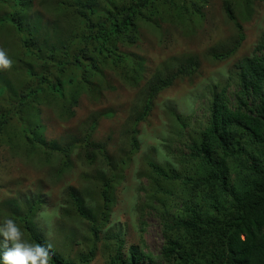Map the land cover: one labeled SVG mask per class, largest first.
<instances>
[{"label":"trees","instance_id":"1","mask_svg":"<svg viewBox=\"0 0 264 264\" xmlns=\"http://www.w3.org/2000/svg\"><path fill=\"white\" fill-rule=\"evenodd\" d=\"M46 1L58 11L50 20L35 13L38 0H0V30L15 32L22 52L14 64L25 73L24 87L12 101L0 100V134L16 117L10 146L40 151L47 159L59 153L60 178L72 170L73 156L80 152L87 163L103 166L100 190L64 189L61 213L79 227L71 230L64 250L53 242L50 264H91L98 255L106 264H264V36L252 55L233 64L224 84L212 85L202 116L166 110L172 122L170 151L179 167L147 160V185L142 188L144 206L158 212L164 238L155 256L139 246L127 249L120 234L109 229L110 213L116 189L140 150L137 127L150 117L163 92L199 73L198 57L163 62L146 80L125 132L128 151L116 159L106 144L92 139L97 121L84 137H70L63 146L46 141L45 126L35 112L37 106H47L59 120L68 121L83 95L96 100L113 88L111 77L140 87L147 79L146 60L133 49L141 42V29L158 31L169 23L192 33L204 23L208 0ZM256 1L264 2L222 0L236 37L228 47L210 49L209 59L222 62L238 54L245 40L243 22ZM9 88L1 83L0 96ZM27 203H16L10 218L27 240L43 243L48 238L36 219L44 202L37 196ZM73 246L81 249L73 254Z\"/></svg>","mask_w":264,"mask_h":264},{"label":"rangeland","instance_id":"2","mask_svg":"<svg viewBox=\"0 0 264 264\" xmlns=\"http://www.w3.org/2000/svg\"><path fill=\"white\" fill-rule=\"evenodd\" d=\"M38 2L41 3H37L35 13L40 14L44 20H50L58 13L56 6H51L46 0ZM238 12L241 13V18L246 17L242 7L238 8ZM249 12V19L243 22L245 40L238 54L230 60L219 62L206 56L210 49L230 46L236 37L233 24L223 12L222 0H208L204 23L194 28L192 33H185L169 23H162L158 31L149 27L141 29V42L133 49L146 60L147 79L140 87H129L111 77L113 88L104 90L102 96L96 100L83 95L75 108L74 118L68 121L59 120L47 106H37L35 113L45 126L47 142L56 141L64 146L70 137L81 139L92 123L97 121L92 139L96 143L106 144L111 156L116 159L115 157L128 151L125 132L134 121L133 109L136 108L139 92L146 80L154 75L163 62L185 55L198 57L199 73L163 92L157 98L150 117L137 127L140 150L125 172V179L116 189V202L111 209L109 224V229L119 233L125 240L127 249L139 246L155 256L160 253L164 238L159 214L144 206L146 194L142 188L147 185L144 175L148 170L147 160L179 167L170 151L172 122L166 110L172 107L179 114L202 116L201 106L211 96L212 85L224 84L233 64L244 56L252 55L264 36V2L256 1ZM3 44L9 48L6 54L12 64L8 69H0V84L10 85L7 92L0 96V100L12 101L15 93L24 87L25 73L21 72L19 64H14L21 56L22 45L18 43L15 32L10 29L0 30V50L5 49ZM2 109L4 103L0 102V112ZM30 109L33 121V106ZM28 113L30 112L27 111L26 115ZM12 121L0 134V219L10 218L16 203L24 207L29 200L40 196L44 204L36 219L38 228L62 251L70 238L71 230L79 227L72 217L63 216L61 213L64 189L74 187L86 192L100 190L103 179L99 171L103 166L100 163H87L81 158L80 152L73 156L75 166L72 170L63 173L60 178L62 156L59 153L47 159L40 151H28L23 147L13 149L10 146L9 139H15L13 131L16 130L14 121L17 118L14 117ZM41 213L45 215L41 216ZM81 230H84L83 224ZM80 249L79 246H73V254ZM91 264H106V261L102 255H98Z\"/></svg>","mask_w":264,"mask_h":264},{"label":"clouds","instance_id":"3","mask_svg":"<svg viewBox=\"0 0 264 264\" xmlns=\"http://www.w3.org/2000/svg\"><path fill=\"white\" fill-rule=\"evenodd\" d=\"M11 64L6 52L0 50V69H8ZM43 215L45 213H41ZM52 249V240L29 241L15 220L0 219V264H50Z\"/></svg>","mask_w":264,"mask_h":264}]
</instances>
